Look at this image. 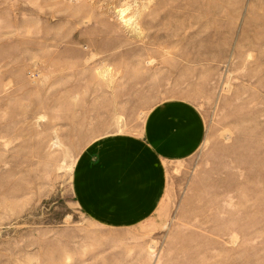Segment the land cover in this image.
I'll use <instances>...</instances> for the list:
<instances>
[{"label":"rangeland","instance_id":"obj_1","mask_svg":"<svg viewBox=\"0 0 264 264\" xmlns=\"http://www.w3.org/2000/svg\"><path fill=\"white\" fill-rule=\"evenodd\" d=\"M177 98L201 146L148 220L99 226L78 152ZM0 264H264V0H0Z\"/></svg>","mask_w":264,"mask_h":264},{"label":"crops","instance_id":"obj_2","mask_svg":"<svg viewBox=\"0 0 264 264\" xmlns=\"http://www.w3.org/2000/svg\"><path fill=\"white\" fill-rule=\"evenodd\" d=\"M141 121L130 131L98 134L78 152L73 200L99 226L117 230L148 220L163 203L167 165L194 156L205 136L198 107L182 98L153 104Z\"/></svg>","mask_w":264,"mask_h":264}]
</instances>
